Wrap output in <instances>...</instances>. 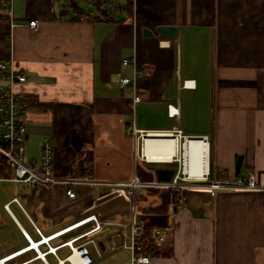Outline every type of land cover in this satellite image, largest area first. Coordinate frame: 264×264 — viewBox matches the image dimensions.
Returning a JSON list of instances; mask_svg holds the SVG:
<instances>
[{
	"label": "crops",
	"instance_id": "0c3cea01",
	"mask_svg": "<svg viewBox=\"0 0 264 264\" xmlns=\"http://www.w3.org/2000/svg\"><path fill=\"white\" fill-rule=\"evenodd\" d=\"M84 2L88 8L75 0H14L12 21L0 0V61L15 60L32 82L22 87L30 107L24 159L28 165L39 162L43 139L51 137L54 177L81 183L32 190L0 179L21 186L0 200L14 228L0 213V264L44 262L31 242L45 254L44 264H51L49 256L64 263L71 244L91 240L100 250L99 256L89 246L95 264L129 251L122 225L133 203L124 185L140 178L139 164H154L139 158V136H128L129 126L145 134L177 129L211 143L213 176L190 181L179 201L157 188L168 182H159L155 171L142 173L147 180L139 179L145 187L137 191L135 217L162 229L166 238L151 243L161 254L150 264H264L262 194L212 193L210 185L215 178L225 182L249 173L264 184V0H134L131 17L120 1ZM73 3L100 21L75 20ZM30 21L37 26L30 28ZM159 26L177 28V37L160 38ZM126 59L132 64L124 66ZM124 77L133 84L122 86ZM168 106L178 114L170 116ZM187 128L200 131L185 134ZM73 129L83 143L80 152L72 146ZM85 182L109 185L98 190ZM145 245L136 254L143 255ZM130 257L131 252L124 264Z\"/></svg>",
	"mask_w": 264,
	"mask_h": 264
},
{
	"label": "built area",
	"instance_id": "2783aa9c",
	"mask_svg": "<svg viewBox=\"0 0 264 264\" xmlns=\"http://www.w3.org/2000/svg\"><path fill=\"white\" fill-rule=\"evenodd\" d=\"M5 6L8 8L9 16L12 21L14 14V0H4ZM14 26V24H12ZM28 26L35 28L37 21H30ZM132 64V60L126 59L123 61L124 66ZM135 75L137 73L135 72ZM0 156L5 158L6 164L11 168L12 177L8 180L18 183L26 184L30 189L35 190L41 186L54 185V184H66L76 185L81 184L75 178H57L53 175L54 164V141L51 137H45L41 146V158L37 163L27 164L23 154V144L28 134V118H29V102L26 97V93L22 90L25 85L32 84L29 82L26 74L19 71L18 65L15 60L8 62L0 61ZM122 86H130L133 84L132 79L124 77L120 81ZM136 102L140 101L139 97L135 98ZM169 115L174 117L178 114V111L172 106H168ZM179 137L181 143L186 141L187 137L183 136L181 130L170 131ZM139 133V134H138ZM128 136L134 138L139 135L142 136V145L144 142V135L148 133L138 132L133 126H129L126 130ZM205 140L209 143L208 138ZM210 144V143H209ZM142 161H146L143 153L139 155ZM166 164H177L178 168L172 181L157 185V188L163 190H185L182 185L189 183L190 181H209L210 177L214 174V169L211 165V157L208 162L207 171L203 174L202 180L198 177L190 178L189 174L185 172V163L182 158L175 157L172 162H165ZM85 184L93 186L96 189H102L109 185L105 182H85ZM212 193L216 190H237V191H252L262 194L264 198V184H258L255 180L253 173H249L244 179L228 180L225 182H219L216 180L211 182ZM128 189L127 196L132 200V208L130 211L129 221L122 225L123 229V247L131 252L130 264H150L152 257L149 255L136 254L137 251L144 248V244L147 242L152 244H162L165 242V233L159 228H149L144 222L136 219L134 211V201L139 188L145 187L139 179L134 176L128 184L124 185ZM67 195L70 199L76 198V193L72 189L67 190ZM17 202V200H15ZM10 204H7L5 208L9 210ZM38 233L40 231L37 229ZM44 240V239H43ZM94 248V252L100 256V250L97 243L91 240L87 243H83L77 246L71 244V251L67 258L64 260L69 264H75L71 258L76 255V261L80 264H95L96 259L93 251L89 246ZM50 251L55 254L56 250L50 248ZM45 255V254H44ZM44 262H46L44 260Z\"/></svg>",
	"mask_w": 264,
	"mask_h": 264
},
{
	"label": "bare ground",
	"instance_id": "6f19581e",
	"mask_svg": "<svg viewBox=\"0 0 264 264\" xmlns=\"http://www.w3.org/2000/svg\"><path fill=\"white\" fill-rule=\"evenodd\" d=\"M190 83L192 82H187L186 85ZM142 153L148 162L153 163L172 162L175 157L182 158L185 163V172L190 178L198 177L202 180L211 157V145L203 137H188L181 143L179 137L172 132H148V135H144ZM188 185L189 183H186V186L182 185V187L185 188ZM44 242L47 240L44 239ZM38 245L31 242L30 248L35 249L42 260H46L38 251ZM75 258L76 255L71 260L75 264H80Z\"/></svg>",
	"mask_w": 264,
	"mask_h": 264
},
{
	"label": "rangeland",
	"instance_id": "374dc122",
	"mask_svg": "<svg viewBox=\"0 0 264 264\" xmlns=\"http://www.w3.org/2000/svg\"><path fill=\"white\" fill-rule=\"evenodd\" d=\"M77 3H79L82 7H86V8H88L89 7V5H87V4H85V2H84V0H75ZM121 3H123V4H125L126 3V1L127 0H114V4L115 5H117V4H119L120 2ZM91 11H93V12H97V10L94 8V6H92L91 7V9H90ZM190 47H188V49H189ZM193 51V53L194 54H196L197 56H200L199 55V53L197 52V51H195V50H192ZM191 67V66H190ZM217 115L214 113V119H213V125L216 127L217 126V123H218V121H217ZM195 123H196V125H201V121H199V120H196L195 121ZM189 125H192L190 122H189ZM197 131H200V130H191V129H189V128H187L186 130H185V134H189V133H195V132H197ZM210 131V130H209ZM211 133V132H210ZM139 136V135H138ZM137 142H138V148H137V153H139V154H141L142 152H141V142H142V136H140V137H137ZM184 142V141H183ZM210 145H211V143H210ZM35 150H37V148L35 147L34 148ZM169 167H174V169L175 170H177V168H178V165L177 164H166V163H154L153 165H145V164H139L138 165V172L139 173H145L144 171L146 170V171H148V170H151V171H155V173H156V170L157 169H164V168H169ZM21 186H18V185H16V184H13V183H7V184H4V183H0V200L1 199H4V198H8L9 196H8V194L10 193V191H11V189L12 188H20ZM125 191L126 192H128V189L126 188L125 189ZM126 196H127V194H126ZM140 200V199H139ZM140 202V201H139ZM146 210H148V209H146ZM143 208H142V206L139 204V203H136V215L137 216H141L142 214H143ZM0 213H1V215L7 220V222H8V225L12 228V229H14L13 228V226L9 223V219L7 218V215L4 213V212H2V210H0ZM94 217V216H93ZM95 218V217H94ZM96 220V219H95ZM98 221V220H97ZM33 237V239H35V240H37V237L36 236H32ZM55 243V242H54ZM25 244H22L21 246H24ZM43 249V248H42ZM65 253H67V251L65 252ZM68 254V253H67ZM129 255H130V252L128 251H126V250H120V251H117V252H115V253H113V254H109V255H107L105 258H103V259H100V260H98V264H124V263H128L129 261ZM26 257H31V256H26ZM62 258H64V256H62ZM131 258V257H130ZM22 260H25V259H21V261ZM28 260V259H27ZM48 260H49V262L51 263V264H55L56 263V260H55V258L54 257H52V256H49L48 257ZM40 262H43V261H39V263L38 262H35V263H31V264H42V263H40ZM43 264H44V262H43Z\"/></svg>",
	"mask_w": 264,
	"mask_h": 264
},
{
	"label": "trees",
	"instance_id": "16d2710c",
	"mask_svg": "<svg viewBox=\"0 0 264 264\" xmlns=\"http://www.w3.org/2000/svg\"><path fill=\"white\" fill-rule=\"evenodd\" d=\"M70 7L77 14V16L74 18L75 20H86V21H92V22L100 21V18L91 16L89 14V12L85 11L83 8H81L80 6H78L75 3H73ZM133 8H134V0H127L126 4L122 7V10L126 11L128 13V15H130V17H131L133 14ZM138 174L140 175L141 180H143V181L147 180V177L145 175L143 176L142 173H138ZM11 177H12L11 168L6 164L5 158L0 157V179H10ZM172 192L174 193V195H172L173 194ZM167 193L169 195L173 196L174 201H179L180 194H181L180 190H167ZM29 246H30V244L28 245V247ZM159 249H161V247L152 246L151 243L147 242L145 245V249L143 250V253L145 255H149L153 259V256L161 254ZM31 250L34 251L33 249H31ZM26 252H28V251H26ZM67 256H65L64 258H61V259H63V261H64L67 258ZM37 258H38V256H37ZM65 264H69V263L65 262Z\"/></svg>",
	"mask_w": 264,
	"mask_h": 264
},
{
	"label": "water",
	"instance_id": "95a60500",
	"mask_svg": "<svg viewBox=\"0 0 264 264\" xmlns=\"http://www.w3.org/2000/svg\"><path fill=\"white\" fill-rule=\"evenodd\" d=\"M157 31L159 33L160 38H176L178 31L177 28L172 27V26H159L157 28ZM145 35L152 36L153 34L150 32H147V30L144 32ZM72 146L73 148L77 151L80 152L82 151L83 148V143L78 136L76 130H72ZM242 164V157L238 159L237 162V169L240 171V167ZM175 174L174 169H157L156 170V175H157V180L159 182H170L172 181V178Z\"/></svg>",
	"mask_w": 264,
	"mask_h": 264
},
{
	"label": "flooded vegetation",
	"instance_id": "af4514ba",
	"mask_svg": "<svg viewBox=\"0 0 264 264\" xmlns=\"http://www.w3.org/2000/svg\"><path fill=\"white\" fill-rule=\"evenodd\" d=\"M167 169H174V167H169V168H167Z\"/></svg>",
	"mask_w": 264,
	"mask_h": 264
}]
</instances>
